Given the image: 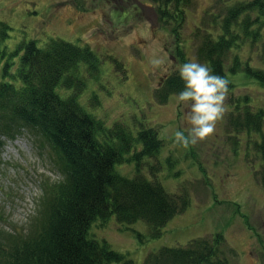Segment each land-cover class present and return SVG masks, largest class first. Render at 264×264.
Here are the masks:
<instances>
[{"label":"rangeland","instance_id":"374dc122","mask_svg":"<svg viewBox=\"0 0 264 264\" xmlns=\"http://www.w3.org/2000/svg\"><path fill=\"white\" fill-rule=\"evenodd\" d=\"M238 1L248 0H194L179 29L184 58L205 63L198 57L204 30L208 27L217 33L228 8ZM217 15L218 23L210 24ZM0 21L11 28L10 37L0 46L6 51L4 57L0 53V78L8 55L29 42L40 48L53 40L90 47L98 58V68L97 73L86 77L82 95L86 111L108 127L120 122L134 134L142 128H154L163 146L155 157L141 159L142 174L161 183L171 195L188 196L186 210L172 218L158 238L153 237L147 223L128 225L116 217L104 224L95 222L92 238L106 241L133 264H145L149 254L162 248L185 247L193 240L220 234V256L229 264H264V189L260 181L264 161L255 146L261 134L236 130L229 122L232 113L244 114L248 108L254 113L264 111V85L244 70L230 72L227 64V78L236 85L226 97L227 110L212 135L185 148L175 143L172 135L183 126L179 119L182 109L173 110V95L166 102L158 96L164 79L178 74L177 66L182 63L176 52L178 40L172 25L158 19L153 2L0 0ZM259 44L250 45L247 40L239 57L264 70ZM159 48L167 62L153 70L149 61ZM235 57L230 52L229 62ZM93 95L98 97V106L91 104ZM165 128L167 135L163 133ZM3 141L0 231L24 234L39 214L42 183L59 181L62 176L48 143L29 133ZM134 154L126 155L131 162L116 165L124 177L133 178L138 165Z\"/></svg>","mask_w":264,"mask_h":264},{"label":"trees","instance_id":"16d2710c","mask_svg":"<svg viewBox=\"0 0 264 264\" xmlns=\"http://www.w3.org/2000/svg\"><path fill=\"white\" fill-rule=\"evenodd\" d=\"M150 1L158 19L172 25L178 40L176 52L185 62L179 29L194 0ZM218 18L214 16L210 24L216 25ZM219 28L217 33L208 27L204 30L199 59L215 73L227 77L228 70H244L264 85V70L239 57L247 40L250 45L262 42L259 55L264 64V0L230 5ZM10 31V26L0 21V46L10 37ZM232 51L236 57L230 63ZM0 53L6 55L4 50ZM97 68L98 58L90 47L59 40L45 48L29 42L5 60L0 78V150L4 138L32 134L51 146L63 178L42 185L39 214L27 233L0 231V264H133L106 241L91 237L95 222L104 224L112 217L128 225L143 221L158 238L162 228L189 205L186 194L171 195L161 183L142 174L141 159L157 155L163 146L154 128H142L134 134L120 122L108 127L86 111L82 104L86 77L97 73ZM235 87L230 81L229 92ZM182 88L179 75L173 74L165 79L158 96L166 102ZM97 98L93 95V105H99ZM229 122L236 130L261 134V142L255 146L264 161V112L253 113L248 108L244 114L232 113ZM133 151L138 165L133 178H127L116 165L131 162L126 155ZM260 181L264 189V165ZM222 241L223 236L218 234L212 239L193 240L185 247H165L149 254L145 264H229L220 256Z\"/></svg>","mask_w":264,"mask_h":264},{"label":"clouds","instance_id":"9594fccd","mask_svg":"<svg viewBox=\"0 0 264 264\" xmlns=\"http://www.w3.org/2000/svg\"><path fill=\"white\" fill-rule=\"evenodd\" d=\"M154 45L156 42H153ZM167 56L159 48L149 61L153 70L166 65ZM183 88L173 93L176 108L182 109L179 117L183 126L176 128L172 135L174 142L187 148L208 138L216 131L217 122L227 110L225 104L229 93V79L199 60L192 58L177 66ZM165 135L168 129H163Z\"/></svg>","mask_w":264,"mask_h":264}]
</instances>
